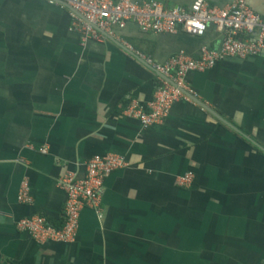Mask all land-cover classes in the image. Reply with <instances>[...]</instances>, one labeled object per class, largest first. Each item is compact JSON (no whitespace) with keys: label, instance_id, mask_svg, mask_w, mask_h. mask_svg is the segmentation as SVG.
Returning <instances> with one entry per match:
<instances>
[{"label":"crops","instance_id":"0c3cea01","mask_svg":"<svg viewBox=\"0 0 264 264\" xmlns=\"http://www.w3.org/2000/svg\"><path fill=\"white\" fill-rule=\"evenodd\" d=\"M132 1L190 10L197 0ZM249 5L264 20V0ZM78 32L62 4L0 0V264H264V152L192 100L152 127L126 114L134 102L147 109L162 78L125 43L167 64L218 50L225 33L211 25L199 36L158 35L131 23L111 30L117 44ZM185 80L264 147V53L224 58ZM96 155L128 163L105 180L102 218L85 207L71 244H38L18 230L32 215L61 224L60 179L84 177ZM189 173L193 185L180 187ZM24 180L29 205L18 201Z\"/></svg>","mask_w":264,"mask_h":264},{"label":"built area","instance_id":"2783aa9c","mask_svg":"<svg viewBox=\"0 0 264 264\" xmlns=\"http://www.w3.org/2000/svg\"><path fill=\"white\" fill-rule=\"evenodd\" d=\"M48 1L51 4L64 3L70 8L72 27L79 31L83 42H104L116 34L111 32L112 29L125 30L131 23L145 33L158 35H177L182 30L199 36L204 35L211 25L225 33L218 50L204 47L199 59H192L182 53L167 64L155 63L153 59L138 52L134 46L125 43L126 48L144 58L146 63L163 77L161 86L147 109L134 102L126 112L146 127L164 122L177 101L183 99L191 101L185 94L186 91L193 95L185 80L189 73H200L213 68L224 58L247 59L264 53V20L250 7L249 0H234L225 8L211 6L207 0H197L190 10L169 9L158 1L143 4L134 3L132 0ZM239 34H248L250 37L243 40L238 38ZM42 151L45 152L44 149ZM127 166L128 163L119 156H94L86 164L84 177L79 178L70 172L59 181L67 195L64 223L61 227L53 226L44 215H32L17 220L18 230L29 234L38 244L75 242L81 211L89 207L102 218L101 205L105 180L113 171ZM195 178L194 173H189L180 178L178 184L182 188L191 187ZM18 201L27 205L33 202L29 182L26 180L21 184Z\"/></svg>","mask_w":264,"mask_h":264},{"label":"water","instance_id":"95a60500","mask_svg":"<svg viewBox=\"0 0 264 264\" xmlns=\"http://www.w3.org/2000/svg\"><path fill=\"white\" fill-rule=\"evenodd\" d=\"M62 5L68 7L66 4L61 3ZM109 40H112V42L117 43L114 39L112 38H108ZM118 44V43H117ZM157 73V72H156ZM158 76H160L161 78H163L161 75H159L157 73ZM169 83H171L173 85V83L170 80H167ZM185 94L188 95L190 97V99L192 101L197 102L198 104H200L201 106H203L204 108H206L207 110H209L210 112H212L213 114H215L217 116V118L222 121L223 123H225L227 126L231 127L232 129H234L235 131L239 132L244 138H246L247 140L251 141L256 147H258L261 151L264 152V147H262L261 145L257 144L255 141L251 140L248 136L242 134L241 131H239L238 129H236L232 124H230L227 120H225L222 116L219 115V112H217L214 108H212L211 106H209L207 103H205L203 100L200 101L197 97H195L194 95L188 93L185 91Z\"/></svg>","mask_w":264,"mask_h":264},{"label":"trees","instance_id":"16d2710c","mask_svg":"<svg viewBox=\"0 0 264 264\" xmlns=\"http://www.w3.org/2000/svg\"><path fill=\"white\" fill-rule=\"evenodd\" d=\"M258 147H256V149H257ZM258 151L259 152H261V153H263L262 151H260V149L258 148ZM264 154V153H263ZM49 222L53 225V226H55V227H61L62 225H63V223H64V219H63V221L61 222V224H57V223H53V222H51L50 220H49Z\"/></svg>","mask_w":264,"mask_h":264}]
</instances>
